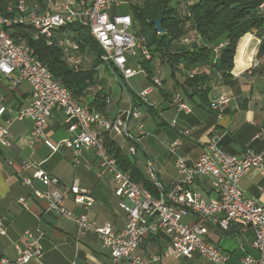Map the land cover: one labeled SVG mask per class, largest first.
Listing matches in <instances>:
<instances>
[{
    "label": "built area",
    "instance_id": "2783aa9c",
    "mask_svg": "<svg viewBox=\"0 0 264 264\" xmlns=\"http://www.w3.org/2000/svg\"><path fill=\"white\" fill-rule=\"evenodd\" d=\"M51 2V1H50ZM51 4L59 5L60 16L50 13V4L44 8L30 0H10L9 15H0V83L8 79L12 86L26 84L31 89L32 99L29 106L20 112L15 119H29L33 129L29 140V147L33 148L38 143L45 145L51 153H56L59 145L52 142L45 133V127L51 120L54 112L63 115L69 137L64 144L71 151L73 166L81 163L82 153L90 152L97 164V177L99 180L108 179L113 185L114 197L118 199L119 207L127 214L125 227L114 231L111 225L95 227L87 214L75 215L65 207V200L73 197L77 205L89 209L92 199L88 192L81 189L78 182L68 187H63L58 177L36 171L33 179L41 183L45 190L36 191L35 195L47 203V210L68 219L75 224L77 234L83 236L88 231H94L104 250L109 252L111 264H120L129 261L130 264H154L164 257L192 258L200 255L215 264H227L229 256L221 252L215 245L206 240L205 221L216 223L221 229L227 231L232 226H237L241 231L251 230L253 234L252 246L257 251L258 257L246 256L242 264H264V204L255 197L248 196L240 186L242 176L251 168H257L264 176V152L256 153L247 150L240 155L228 154L219 146V138L212 136L203 146L201 156L194 162L187 163L182 157L175 161L179 179L166 190L160 179L156 164H151V158L145 161V175L152 185L159 190L169 193V206L160 207L141 190H136L130 185L129 179L118 172L117 162L111 158L107 147L98 144L97 134H92V127H99V132H104L103 124L88 112L84 105H77L70 101V97L49 81L43 63L32 61L26 56V48H31L21 38H7L5 28L12 26H30L35 36H43L47 43L56 45L64 59H73V64L80 70L81 60L75 37L61 36L56 31V23H65V27L77 22H85L95 41L103 53L101 61L113 71L116 77L128 81L138 72L131 68L135 58V50H144L145 36H139L130 15L111 14L113 5H118V0H73L72 7H65V0H54ZM264 9V2L260 5ZM193 40H191L192 42ZM220 47H216L217 52ZM151 57V55H148ZM152 61V59H151ZM255 62L253 68L257 66ZM162 87L160 78L155 75V84H151L137 94L138 99L148 107L154 108V103L148 100L154 89ZM229 103L228 97H221L211 102L209 108L218 119L222 118L223 106ZM106 104H111V99H106ZM177 112L191 113L190 107L183 97L177 92L171 102ZM6 111L0 108V116ZM140 111L131 106L126 118L110 119L113 126L111 136L123 137L129 144V151H134L132 139L147 137L142 123L136 125L137 136L131 132V122L140 118ZM118 120H125L127 131L118 130ZM177 124L175 121L169 123ZM10 122L0 125V145L9 146ZM191 129L181 132L180 137L174 139L166 147L168 154H177L181 145V137H189ZM259 137L256 136V138ZM138 151H135V155ZM30 165L23 162L19 170L24 171ZM210 177L211 190L214 198H206L196 191L197 180L201 177ZM23 183L30 186V178H24ZM52 187V190L49 188ZM264 193V185L259 187ZM19 203L26 207L25 199ZM191 215L194 221L185 222L183 219ZM0 233L4 234L0 223ZM168 239V244L159 253H138V250L159 235ZM45 234L41 229L28 231L25 234L23 246H17V257L9 259L0 257V264H29L31 261H40L43 257L41 241Z\"/></svg>",
    "mask_w": 264,
    "mask_h": 264
},
{
    "label": "crops",
    "instance_id": "0c3cea01",
    "mask_svg": "<svg viewBox=\"0 0 264 264\" xmlns=\"http://www.w3.org/2000/svg\"><path fill=\"white\" fill-rule=\"evenodd\" d=\"M189 1L193 2V0ZM54 8L55 4H50V9L55 10ZM246 38L248 39L242 44L241 53L237 59L241 42ZM246 42L249 43V46L244 48ZM249 50H254L251 63L248 57ZM84 55L80 54L79 46V59L83 58L81 68L88 70L91 68L94 57H90L92 58L91 61L84 64ZM255 62L260 63V65L264 62V42L262 43V40L254 34H247L238 43L232 71V75L238 84L235 87H229L223 82L221 74L211 72L209 82L211 89L206 96L199 92L192 93V90H189V94H185L182 90L179 91L175 87L173 79L171 80L172 87L168 89V81L158 76L159 71H155L154 66V76L157 75L161 79L162 87L154 89V92L149 95L154 94L152 101L148 97L150 103H154V108L147 107L146 116L147 119L150 118V115L155 116L157 114L159 117L156 132L160 142L155 147L158 157L155 160L147 152L143 153L147 158L155 161L159 179L166 190L170 189L179 179L175 166L176 158L182 157L187 163L196 161L202 154L204 144L212 136L219 138V146L228 154L240 155L247 150L256 153L264 152V70L260 71L259 74L252 75L251 69H253ZM147 80L150 83L148 75ZM146 87L148 84L140 91ZM177 90L191 109V113L188 115L177 112L171 104L173 96L178 92ZM100 92L109 94L112 103L110 91L99 82L95 75V84L90 88L86 98L83 99L86 101L85 105L89 106ZM139 92L133 93L137 96ZM221 97H228L229 103L223 106L222 118L218 119L215 113L208 108L211 102L217 101ZM31 99V89L28 85L21 84L15 87L10 84L8 79L1 81L0 108L4 106L6 111L0 116V125H6L10 122V144L9 146L0 145V223L4 230V234L0 233V257L15 259L17 246H23L26 232L41 229L45 234L41 241L42 248H44L43 257L40 261H31L29 264H111L109 252L102 248L94 231H88L87 234L80 236L77 234L75 224L72 221L48 211L47 203L34 196L36 191L45 190L41 183L33 179V174L41 170L58 177L62 188L78 182L80 188L88 192L92 199V206L89 209L77 205L72 196L65 200V207L75 215L86 213L95 227L109 224L114 231L122 230L127 222V214L119 207L118 199L114 197L112 182L108 179H98V166L93 155L87 151L83 152L81 164L76 167L73 166L71 151L64 144L69 133L62 121L63 115L60 112L55 111L44 128L47 137L59 145L58 151L51 153L41 143L33 148L29 147L28 143L33 129L32 122L29 119L18 120L15 118L29 106ZM133 103L130 99V106L124 109L120 108V104L118 105V113L124 115L123 119L126 118L131 106L139 110L138 103ZM109 105L102 115L109 120L119 118L118 113L117 116H112ZM140 113V118L132 120L130 125L131 127L133 125L131 132L135 137L137 136L136 125L140 124L142 115L141 111ZM172 121L177 124L171 126L169 123ZM186 129H191L190 136L181 137V145L176 155L168 154L167 145L180 137L181 132ZM147 134V137L135 139L137 140V151L139 142L141 143L145 139L148 140L149 146H153L155 136L151 133ZM109 135L111 137V134ZM258 135L259 137L256 138ZM117 138L113 136L123 152L133 156L137 165L140 164L137 160L138 152L136 155L131 151L127 153ZM128 144L130 143L128 142ZM145 161L146 158L141 164L143 168ZM23 162L28 163L30 167L21 171L19 165ZM138 168L140 169L139 165ZM25 177L32 180L33 183L30 186L23 183ZM211 182L210 177L199 178L196 183V191L201 192L206 198L213 199L215 196L211 190ZM262 185H264V176L257 168H251L240 180V186L244 193L257 198L259 202L264 204V193L259 191V187ZM49 190H52V187ZM20 199H25L26 207L19 203ZM194 220L195 217L191 215L183 219L185 222ZM203 224L207 228L206 240L229 256L227 264H242L243 258L246 256L258 257L257 251L252 246L253 234L251 230L244 232L237 226H232L225 231L212 221H205ZM155 239L141 247L138 253L155 254L164 250L168 244V239L162 234ZM120 264L130 263L124 260ZM154 264L215 263L196 254L192 258L164 257L160 262Z\"/></svg>",
    "mask_w": 264,
    "mask_h": 264
},
{
    "label": "trees",
    "instance_id": "16d2710c",
    "mask_svg": "<svg viewBox=\"0 0 264 264\" xmlns=\"http://www.w3.org/2000/svg\"><path fill=\"white\" fill-rule=\"evenodd\" d=\"M33 2L39 3L42 8L45 7L41 0ZM263 2L264 0H137L130 5L128 15L133 19L134 29L139 36L147 38V45L154 56L152 61L143 63L150 83L154 77L153 60L158 57L162 64L168 66L175 87L185 94L192 90V93L199 92L206 96L211 89V72L221 74L227 86L235 87L238 81L232 71L239 41L247 34H254L264 42V9H260ZM9 5L10 0H0V15L10 14ZM160 16L163 18L162 34H159L152 24V21ZM6 29L15 39L25 40L33 49L35 57L54 75L53 79L69 90L88 111L95 110L102 114L105 112L109 94L98 93L89 106L82 103L95 84L94 66L103 64V51L88 27L77 22L60 31L61 36L75 37L82 56L86 50H90L94 56L90 69L84 70L80 67L77 71L67 63L59 49L50 46L42 36L36 37L30 26H12ZM185 39H188V42H183ZM247 39L242 40L241 44ZM242 46L240 45V48ZM216 47H220L217 52ZM263 70L264 62L261 65L258 63L251 69V74L256 75ZM120 78L117 77L118 80ZM127 90L133 96L131 102H135L138 97ZM105 139L109 154L117 159V166L129 172L136 183L159 196L155 186L147 180L145 172L138 168L135 158L124 153L109 133H105Z\"/></svg>",
    "mask_w": 264,
    "mask_h": 264
},
{
    "label": "rangeland",
    "instance_id": "374dc122",
    "mask_svg": "<svg viewBox=\"0 0 264 264\" xmlns=\"http://www.w3.org/2000/svg\"><path fill=\"white\" fill-rule=\"evenodd\" d=\"M31 1H33V0H31ZM50 1L53 2L54 0H41V2L43 3L44 6L51 4ZM136 1L137 0H118L119 4L113 5L110 12H111V14H118V15L129 14L130 13V5H132ZM67 2H68V0H65V7L67 6ZM54 9L55 10L52 9L50 12L51 13L52 12L53 13H57V12L60 13L61 8H59V5L55 4ZM247 46H249V43L246 42L244 48H246ZM240 50H241V48H240ZM91 53L92 52L90 50H86V53L84 55V60H83L84 64H87L88 62L91 61L92 58H90V57L93 56ZM240 53H241V51H240ZM248 53H250V50ZM239 56L240 55H238V57ZM249 61H250V59H249ZM138 62H140V63L143 62V59L140 56H138L137 59H133L130 67L133 69H136V67L138 66ZM152 65H153V71H154V66H155V71L156 70L159 71L158 76L162 77L163 80L168 81L167 87H168V89H170L172 87V81H171L172 78L170 77V70H169L168 66H166L165 64H162L158 57H155ZM94 69L97 71L96 78H98L99 82L101 84H103V86H105V88L108 91H110V95L112 98V103L109 105L110 113L112 114V116H117L119 114V118H121V119H123L124 115H122L121 113H118V109H119L118 105L120 104V108H123V109L127 108L128 106H130L131 97H133L132 94H129L127 88L130 90V92H131V90H132V92H139L147 84L148 85L153 84V83H148L147 75H146L147 71H145L144 68H143V72H141L140 74H137L135 77L129 79L127 82L125 80H123L122 77L118 80L113 75L112 71L110 69H108V67L105 66L104 64L95 65ZM69 86H70V84H69ZM153 97H154V94L149 96V99L152 101ZM135 102L138 103V105H139L138 108L142 112L140 123L143 124L144 131L146 133L154 134V136H155L153 146H149L148 140H146V139L144 141H142L141 143L139 142L137 160L140 162V164H138L140 169L144 171L145 167L143 168V166L141 164L145 158L147 159V157L144 155L143 152H147V154L149 156H151L152 158H154L155 160L158 157L157 156L158 153H157V151H155L156 150L155 147L157 144L159 145V142H160V139H159L158 134L156 132L157 123L159 122V117L156 114L155 116L150 115L149 116L150 118L147 119L146 115H147V107L148 106L146 104L142 103L140 101V99H138V98L135 99ZM82 103L86 104V101L83 100ZM131 129H133V125H132ZM117 139L119 140L124 151H127V153H128V151H129L128 142L123 137H118ZM135 145L137 148V140H136ZM197 192L202 194L198 190H197Z\"/></svg>",
    "mask_w": 264,
    "mask_h": 264
},
{
    "label": "bare ground",
    "instance_id": "6f19581e",
    "mask_svg": "<svg viewBox=\"0 0 264 264\" xmlns=\"http://www.w3.org/2000/svg\"><path fill=\"white\" fill-rule=\"evenodd\" d=\"M73 6V0H68L67 2V6L66 7H72ZM51 13V12H50ZM53 16H60V13L57 12V13H53ZM83 26H86L88 27V25L85 23V22H80ZM65 27V23H56V31H61V29H63ZM89 28V27H88ZM91 33V31H90ZM92 37L95 39V35L92 34ZM5 36L7 38H14L10 35V33L7 31V29L5 28ZM36 37H39V36H36ZM43 38V36H42ZM45 40H47L46 38H44ZM47 42V41H46ZM183 42H188V39H185ZM50 46H53V48L55 47L56 48V45H53L51 43H48ZM76 45H77V50L79 51V45L77 44L76 42ZM145 46L148 47L147 45V38L145 39ZM253 53H254V50L250 51L249 53V59H250V63L251 61L253 60ZM148 55H151V57H149ZM148 55H147V52L144 51V50H135V58L137 59L138 56H140L142 59H143V62L140 63L138 62V69L139 71L138 72H143V66H144V62H147V61H151V59H153V56H152V53L150 52V49L148 47ZM26 56L27 57H30V59L32 61H35L37 63H41L34 55L33 53V49L32 48H26ZM66 61H68V63L74 68L77 70V68L75 67V65L73 64V59H66ZM43 67L45 68V73L47 74V77L49 79V81H52L53 84L55 86H58L61 91H65V94H67V96L70 97V101L71 102H74L75 104L77 105H81L73 96L72 94L70 93L69 90H67L65 87H63L60 83L56 82L54 79H53V76L51 74V72L48 70V68L43 65ZM252 73V72H251ZM193 75H191L192 77ZM157 78H159L157 76ZM152 83L155 84V76L152 78ZM88 112H94V116L98 118V121L101 122V124H103V130L104 132H99V127H92V134H97V140H98V144L101 145L102 147H106L105 145V133H109L112 135L113 133V126H112V122H110V120L107 118H105L102 113H99L97 111H88ZM118 130L120 131H127V124H126V121L125 120H118ZM132 142H133V149L134 151H131V153H135V151H137V148H136V140L135 139H132ZM130 152V151H129ZM132 155V154H131ZM111 158L114 159L116 162H117V159L112 156L111 154ZM155 164V162L153 161V159H151V164ZM118 165V164H117ZM116 165V166H117ZM118 172L121 173V175H125V178L126 179H129L130 181V185H132L133 187H135L136 190H141V192L143 193H146L147 196H149L150 198V201H153L155 204H157L158 206L160 207H168L169 206V193L168 192H163L162 190H159V188L155 186V188L157 189L156 191H158V194L159 196L157 195H154L150 190H148L145 186L141 185V184H138L136 183L132 177H131V174L129 172H126V171H123L122 169L119 168L118 166ZM153 186V185H152Z\"/></svg>",
    "mask_w": 264,
    "mask_h": 264
},
{
    "label": "water",
    "instance_id": "95a60500",
    "mask_svg": "<svg viewBox=\"0 0 264 264\" xmlns=\"http://www.w3.org/2000/svg\"><path fill=\"white\" fill-rule=\"evenodd\" d=\"M162 20H163V18H162V16H160L159 19L152 21V24L155 26V28L159 34H162L164 32V31H162V28H161Z\"/></svg>",
    "mask_w": 264,
    "mask_h": 264
}]
</instances>
